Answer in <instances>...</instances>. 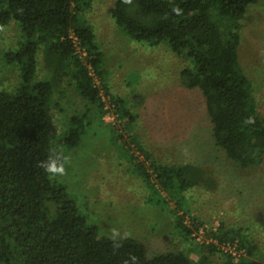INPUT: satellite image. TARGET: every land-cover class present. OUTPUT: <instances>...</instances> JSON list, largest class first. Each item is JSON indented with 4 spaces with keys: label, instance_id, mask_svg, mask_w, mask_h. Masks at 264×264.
I'll return each instance as SVG.
<instances>
[{
    "label": "trees",
    "instance_id": "obj_1",
    "mask_svg": "<svg viewBox=\"0 0 264 264\" xmlns=\"http://www.w3.org/2000/svg\"><path fill=\"white\" fill-rule=\"evenodd\" d=\"M253 1L115 0L109 8L115 25L131 39L163 44L185 58L181 83L201 92L215 144L242 168L259 165L264 156V114L238 54L241 19ZM90 5L86 0H0V32L12 23L21 31L15 48L0 52L3 62L19 70L14 87L0 88V264H216L207 255L195 261L183 250L149 256L135 237L101 234L55 178L57 172L43 166L52 157L64 168L66 151L81 143L92 122L86 109L71 115L59 134L51 109L60 82L67 78L83 100L104 112L100 88L106 94L109 89L103 51L83 18ZM42 68L48 77H38ZM111 101L130 113L123 98L111 96ZM116 136L123 141L121 133ZM134 143L147 162L130 154L134 170L154 202L164 203L166 196L178 202L182 192L212 182L201 167L161 162L142 143ZM182 219L178 216L177 226L186 237L199 229L187 227ZM211 235L251 253L244 239L234 244L237 236L220 231ZM204 243L210 251L218 244ZM222 250V264H264L246 255L233 259Z\"/></svg>",
    "mask_w": 264,
    "mask_h": 264
},
{
    "label": "rangeland",
    "instance_id": "obj_2",
    "mask_svg": "<svg viewBox=\"0 0 264 264\" xmlns=\"http://www.w3.org/2000/svg\"><path fill=\"white\" fill-rule=\"evenodd\" d=\"M86 1L91 5L83 18L101 45L109 93L100 88L101 114L67 78L58 84L51 113L59 134L66 131L71 115L86 109L92 122L81 143L66 151V166L55 178L67 186L101 234L135 237L146 245L149 256L183 250L195 261L207 255L222 264L225 246L233 251V259L246 255L264 262V156L254 167L242 168L231 161L214 142L201 92L181 83L179 72L185 58L163 44L149 45L126 35L109 12L115 0ZM241 35L239 61L252 82L258 110L264 114V0L248 6L241 19ZM20 36L17 24L4 26L0 52L15 48ZM46 76L48 70L42 68L38 77ZM18 81L17 66L0 58V88H12ZM95 84L102 87L97 77ZM111 96L124 99L132 119L116 108ZM119 133L125 144L117 142ZM135 141L161 162L201 167L212 182L182 192L178 202L160 191L167 199L154 202L152 191L134 170L130 154L145 162ZM180 215L184 225L199 229L186 237L177 226ZM209 231L237 236L234 244L244 239L251 253L219 243ZM211 241L218 243L215 250L202 246Z\"/></svg>",
    "mask_w": 264,
    "mask_h": 264
},
{
    "label": "clouds",
    "instance_id": "obj_3",
    "mask_svg": "<svg viewBox=\"0 0 264 264\" xmlns=\"http://www.w3.org/2000/svg\"><path fill=\"white\" fill-rule=\"evenodd\" d=\"M43 166L46 168L47 171L55 173L63 171L62 165L58 163V158L50 157L48 162L44 163Z\"/></svg>",
    "mask_w": 264,
    "mask_h": 264
},
{
    "label": "built area",
    "instance_id": "obj_4",
    "mask_svg": "<svg viewBox=\"0 0 264 264\" xmlns=\"http://www.w3.org/2000/svg\"><path fill=\"white\" fill-rule=\"evenodd\" d=\"M85 55H86V53L84 52V51H82L81 52V57H85ZM223 249L227 252H231V253H233V251L231 250V249H229L228 247H225V246H223Z\"/></svg>",
    "mask_w": 264,
    "mask_h": 264
}]
</instances>
